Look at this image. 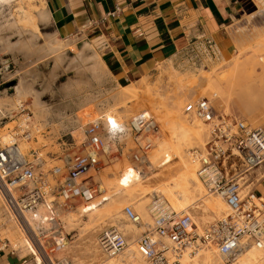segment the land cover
<instances>
[{"label": "built area", "instance_id": "1", "mask_svg": "<svg viewBox=\"0 0 264 264\" xmlns=\"http://www.w3.org/2000/svg\"><path fill=\"white\" fill-rule=\"evenodd\" d=\"M120 10L117 7L103 19L116 16ZM216 98L215 94L191 100L183 111L208 125L207 141L192 148L189 158L206 192L223 198L229 212L200 233L189 212L177 211L166 198L155 194L149 204L153 224L135 240L147 264H183L186 252L193 254L209 246H216L223 259L233 263L246 248L264 246V197L256 188L247 189L246 184V176L264 166V129L219 110ZM14 110L19 117L9 132L10 140L0 135V193L5 208L33 247L29 254L17 256L20 263L26 264H74L70 257L62 255L69 246L62 213L94 205L92 202L104 192L90 172L101 171L105 160L117 154L119 147L109 139L102 117L92 119L83 130L81 152L64 159L63 165L48 167L41 153L20 150L22 139L30 141L35 137L32 110L26 101ZM8 118L9 114H4L1 121ZM129 126L135 143L131 158L143 165L160 135L159 122L152 112L141 110ZM124 214L131 223L141 225L142 217L133 206L125 205ZM128 237L118 225H110L102 231L98 243L107 255L117 256L129 246ZM6 248L13 255L19 250L0 235V249Z\"/></svg>", "mask_w": 264, "mask_h": 264}, {"label": "rangeland", "instance_id": "2", "mask_svg": "<svg viewBox=\"0 0 264 264\" xmlns=\"http://www.w3.org/2000/svg\"><path fill=\"white\" fill-rule=\"evenodd\" d=\"M15 8L16 5L10 9L14 12ZM9 15L10 14H8L7 16ZM262 21V24L259 23L260 25H257H263L264 20ZM247 44L244 43L242 47L236 42L237 48L236 51L232 53V58L230 60H223V58L215 57L214 60L210 62L205 58V63L203 65H199L198 67L196 66L194 69H190L189 67H187V65L185 68L171 66L166 70H155L149 75V77L141 79V81H138L137 83H133L130 88L128 87L129 89L127 90V92L129 93H121L122 86H119L120 88H112L104 84L103 86H101V84H96L94 80L90 84L87 83L86 85L85 83L84 85H81L82 90H79L78 95H80L82 98H84L87 94L96 97L92 101L93 103L91 102L92 104L85 105V108H90V106L92 107L94 105L96 107V111L94 112H96L97 114L98 108L100 106L108 107V104L113 105L114 103H116L113 99H111V92L118 94L120 103L116 104L114 108L102 110V114L100 112V114H98L96 118L102 117L103 124H105V127L108 129L107 131H109V139L116 142L120 151H118L117 154L113 153V156L108 157V160H105V166L101 171H92L90 172V174L99 184L102 183L103 186L107 188L106 194L110 195V199L108 200L115 201V205L117 204V206H120L121 214H124L123 209L125 208V205L131 204L142 215L143 223H141L140 225L141 231L134 234V230L136 229L135 227L138 226H135V224L131 223L127 218L121 217L119 214L110 215L105 210L98 215L99 218L98 216L94 218V221H92L93 227L87 229L85 222H88L89 220L88 214L81 213V206H77L78 208H70L69 210H66L62 213V226L65 232L69 233L68 241L70 242V244L68 243L69 246L62 253V255L70 257V259H72L75 264H78V258L80 257L93 264H108L111 258H108L109 255H107L101 249L98 240L100 234L104 229H106L110 225H118L122 230H124L125 233L130 235L128 238L129 246L126 248L125 253L119 255L120 257H118V260L121 262V264H131L129 263L127 257L128 249L131 247V241L141 236L152 223L149 204L152 201L153 196H155V194H158L159 196H163L167 199V197L163 195V193H160L159 191H156L154 189L153 191H151V193L144 196L139 194H135V197L130 196L126 193L128 189L126 187V184L121 185L120 182L128 178V170L132 171L133 175L135 172L136 177L140 179L143 174L154 175L157 171H161L164 169L163 167L161 168V165L158 167H153L152 165H150L148 159L143 163V165H140L134 162L131 158V148L135 147V143L133 141V134L131 131H128L127 125H129V122L133 118V116L139 114L141 110H149L154 114L157 121L159 122L161 132L157 139H155L154 147H156V143L161 138L164 139L167 136V138H169V134L167 135L165 133V131L167 130L165 129L164 124L167 119L171 120L176 116V114H173L175 111L173 108L174 101L177 100V102H180L183 111V107L187 102L191 100H197V98L202 96H208L211 98L213 92L219 93V96L215 101V105L219 110L225 111L226 113H231L233 115L236 114L241 118H244L250 124L259 126L264 129V36L259 39L255 38ZM2 56L4 59L9 60L8 72L14 74L15 78H11V76L4 77L3 73H0V92L5 91V89L7 88L6 91L11 96L15 91L13 87L19 80L18 75H20L17 73L19 65L16 61V58H18L19 60L22 59L23 62L20 61V63H26V61L20 55H17L19 57H16L14 59L11 52L4 53L2 54ZM0 65H2V67L0 66V68L2 69L4 67L2 60H0ZM48 69L49 66L45 67V69L42 70L44 74L47 73ZM71 75H73L72 71L64 72V69H60L57 76L58 80L54 85V95L48 93L44 97V100L50 108V111L48 112V115H50L48 117L49 119L47 120L48 125H46L44 129H41V132L39 133L41 134V136H38L39 134L37 133V138L30 141V147L27 150L30 153L31 150H35V152L43 154V157L47 161L48 167L53 164L63 165L64 159L66 160L67 157L69 158V156L74 155L77 152H81V143L85 139V133L83 132V130L86 124L83 125L84 127L80 126L81 128H76L71 124H66L64 125V128L61 129L55 127L57 123L62 121L60 120V117H57L58 115L56 114V112H65V109H67L66 113L74 115L75 117L77 113H79L83 109L78 107V105L75 106L74 104H72L73 102L70 99L65 100V98H63L64 96L60 92V90L62 89V84L66 83V81L71 78L69 77ZM210 77L213 81L218 82L213 91L207 90L208 80ZM108 91H110V93ZM94 93L97 96L92 95ZM120 93L122 94V97H120ZM78 95L75 94V101L80 98H78ZM24 101H26L27 106L30 105V107H32V109H30L34 114L32 105L33 98L30 97L27 100L24 99ZM14 102H17V99H15ZM15 104L16 103H14V105ZM69 104H71V106ZM124 104L127 106H125ZM126 108H128V112L130 111L132 113H128L126 111ZM9 115L11 116H9L8 119H5L3 121H1L0 119V135L6 141V138H9L10 136L9 132L11 128L17 125L19 117L17 111L14 109L10 111ZM118 116L122 118L124 117L121 122L119 121L114 125L105 123L107 117L111 119L116 117L118 118ZM184 117L188 119L187 123L190 125L195 122V120H190L188 116L185 115V113ZM125 118L126 120H124ZM90 120H92V118H89L88 121ZM190 142L191 145L188 149V153L190 152V149L201 146L199 139L193 138ZM152 150L149 152V155L151 154ZM177 160V158L173 157V163ZM126 168L129 169L126 171ZM181 169L182 167L180 166L174 169L170 174L163 175L160 179L168 180L171 176L179 174ZM138 171L143 172L140 174ZM252 172L254 173V175L258 174L257 178H259L261 176V172H264V167H260L257 169L255 168V170H253ZM111 184L113 185L110 186ZM255 184L256 186H253L261 190V192L258 191V193L264 196V180L261 179L259 181H255ZM203 189L204 194L206 193V197H208L209 199H215V197H217L208 194L204 188V185ZM140 202L143 203L144 206H141ZM196 204L198 208L194 207L196 205H193L189 209L185 210L190 211L193 219L196 220L194 221L200 225L199 232L202 231L209 223H212L214 220L219 219V217L229 212V209H224L223 211H220V213L218 212V214H204V205H202V202L199 201ZM70 211L76 212L77 214L73 217L66 218ZM9 215L10 213L5 208L4 201L1 199L0 235H2V237L7 236L5 227L9 225V223H6L5 225L2 224L5 220L3 219V217ZM206 215L209 216V219H204ZM71 220H75L80 224V226L76 227V229L74 230L70 229L71 226L69 225V223ZM148 221H150V223ZM81 234H83V236L80 238ZM237 262L238 260L234 261L233 263L224 261L223 264H237ZM109 264H114V262ZM141 264H145L144 261H141Z\"/></svg>", "mask_w": 264, "mask_h": 264}, {"label": "bare ground", "instance_id": "3", "mask_svg": "<svg viewBox=\"0 0 264 264\" xmlns=\"http://www.w3.org/2000/svg\"><path fill=\"white\" fill-rule=\"evenodd\" d=\"M261 4L264 7V0H262ZM15 5H16V8L13 12L10 8H12ZM47 8L48 7L45 3V0H0V60H2L3 65H4L2 69L0 68V73H3L4 77L11 76V78H15L14 74H11L8 72L9 70L8 61L9 60H6L3 58L2 54L4 53L11 52L14 59L16 57H19L17 55H20L26 61V63L25 62L20 63L22 59L19 60L18 58H16V61L18 62V65H19L17 73L20 75H18V79H19L18 82L13 87L15 89L13 94L10 96L6 91L7 88L5 89V91L0 92V119L4 116V114L6 113L10 114V111L12 109H15L19 103L24 101V99L27 100L30 97H32L33 98L32 105H33V111H34L33 115L35 119L34 120L35 127L33 129V133H35V137L33 139L37 138V133L39 134L41 132V129H44L46 127L44 122L45 121L47 122V120H44V119L45 118L47 119L48 116L50 115V114L48 115L50 108L48 107V104L44 100V97L48 93H50L51 95H54L55 91L52 85L58 78L57 77L58 73L62 67L67 66L69 68H74L73 73L75 74L76 80H78V83H80L81 81H84V83L90 84L93 82V80L99 81L103 77L102 74H98V71L100 70L99 67L100 65L103 64L102 60L101 61L97 60V62H91V61H95V59L97 58L96 54L98 53V52H95V47H94L95 45L93 44L94 41H91V40L86 41L84 43L83 48H81L79 51L76 50L75 52L76 54L74 57H72L71 60L68 57V48L73 46L74 40L63 42L61 40L55 39L54 35L53 36L47 35L48 41L43 44L40 43L41 42L40 39L45 38L44 33L41 31V26L43 23H46L49 20L50 13ZM8 14L10 15L7 16ZM251 27H250L251 30H248V31L242 28L243 30L241 29L240 31L241 32L240 38H237V39L235 38L236 41H238V44L240 46L243 47L244 43L247 44L255 38L259 39L264 36V26H261V27L251 26ZM87 51H90L89 55L86 53ZM49 55L50 57H52L54 61L50 63L45 62L46 64L45 66L47 65L50 66V70L47 76H44L42 74L43 73L42 69L40 68L38 63L32 58L37 57L38 60H42V58H46ZM68 60L69 62L67 63ZM89 62H91L92 64H89L86 67V70L92 71V75L88 74L89 76L85 80L84 79L85 75L81 72L80 69L83 68L84 63H89ZM0 66L2 67V65ZM42 76L44 77L43 81L40 80ZM78 83H75V84H78ZM217 83L218 82L213 81L210 77L208 80L207 90L213 91ZM79 88H80L79 85L71 84L70 86H67L66 92L62 93V95L64 96L63 98H65V100L70 99L73 102L72 104H74L75 106L78 105V107H80L81 109L82 108L84 109V110L82 109L80 113H78L82 116H85L86 114H88L89 116H93L92 118H96V116L100 114V112L102 114V110H108L110 108H114L116 104L120 103L118 94L114 92L110 93V91H108L111 94V99H113L114 102L116 103H114L113 105L108 104V107L100 106L98 108V114H97L96 112H94L96 111L95 110L96 107L94 105L92 107L90 106V108L87 106H86L87 108H85V105L92 104L93 103L92 101L96 97L87 94L84 98H82L80 95H78ZM128 89L129 88L122 86L121 93H129L127 92ZM75 94L78 95V98L80 97L77 101H75ZM215 94H216V97L219 96V93L213 92L212 97L215 96ZM92 95H95V93ZM120 97H122V94ZM14 98L17 99V102H14L15 100ZM14 103L16 104L14 105ZM69 105L71 106V104ZM28 107L32 109L30 105ZM173 108L175 110L173 114H176L175 118L171 120L167 119L164 124L165 129L167 130L165 131V133L167 135L169 134V138H167L168 137L167 136L164 139L161 138L160 140H158V142L156 143V147L153 148L151 154L149 155V160H148L150 165H152L153 167L154 166L158 167L161 165V168L163 167L164 169L161 171H157L154 175L143 174V176L140 179H138L136 177L135 172L133 175L132 171H129L128 170L129 168L128 169L126 168V171L128 170V178L124 179L123 181H120L121 185L126 184V187L128 188L126 193L134 197H135V194H139L142 196L149 194L151 193V191H153V189L156 191H159L160 193H163V195L167 197L169 203L172 205L174 209L176 210L178 209L177 211H181L182 209L183 210L189 209L193 205H196L194 207L198 208L196 203H198L199 201H201L202 205H204V211H203L204 214H209V213L218 214V212L220 213V211H223L224 209L228 210L229 206L224 201V199L221 198L219 195L215 197V199H209L208 197H206L207 194L206 193L204 194L203 185H201L202 183L197 175V167L191 162L189 158L190 152L188 153V149L191 145L190 141L193 138H196L200 140L201 145L205 144L208 138V134H209L208 125L204 123L203 121H201L199 118H195L193 116H190V114L183 112L181 104L179 101L177 102V100L173 102ZM66 111L67 109H65V112H61V111L56 112V114L58 115L57 117H60V118L66 117V119H64V121L57 123L55 127H58L61 129V128H64V125L66 124L68 125L71 124L72 126L76 128L80 126L84 127L83 125H85L86 122L81 123V124L80 123L75 124L74 119L71 118L70 114L66 113ZM126 111L128 112V108H126ZM128 113H132V112L129 111ZM184 113L185 115L188 116L190 120L192 121L195 120V122L191 125L188 124L187 123L188 119L184 117ZM123 118L118 116V118L116 117V118L110 119L107 117L105 120V123L114 125L118 123L119 121L121 122ZM126 118L124 120H126ZM172 120L175 122H173ZM127 126H128V131H130V126L129 125ZM205 126L207 129L206 139L204 136L205 131H206ZM38 136H41V134H39ZM10 138H11V134L9 138L8 137L6 138L7 141H9ZM30 141H26L22 139L20 141V150H22L25 153H29L27 150L30 147V144H29ZM32 144H33V141H32ZM173 157L178 159L176 162H174L175 164L173 163ZM180 166L182 167V169L179 174L171 176L168 180L160 179L162 178L163 175L170 174L174 169ZM112 185L113 184H111L110 186ZM100 187L102 188V191L104 193L101 196H98L96 200L92 202V204L94 205H92V207L88 209H85L83 206H81V209H80L82 214H86V213L88 214L89 220L88 222H85L87 229L93 227L92 221H94V218L98 216L102 211H105V210L110 215L119 214L121 217L127 218L125 214L123 213L121 214L120 206H117V204L115 205L116 203L115 201L108 200L110 199L109 197L110 195L106 194L107 188H105L102 183H100ZM248 188L249 186L247 187V189ZM159 197H162V196H159ZM1 199L3 200V197L0 193V200ZM140 205L144 206V204L141 202H140ZM124 209H123V212H124ZM76 214H77L76 212L70 211L66 218L73 217ZM3 219H5L2 223L3 225H5L6 223L7 224L9 223V225L5 227L7 228L5 229V231H6L7 237L10 239L12 244L18 246L19 248L25 249V253H22L23 251L17 248L20 250V256H25L29 254L32 251L33 247L32 245H30V242L27 239L24 232L21 230L20 227H18L15 220H13L12 217L10 218V215L4 216ZM151 219H152V215H151ZM204 219H209V216L206 215ZM148 222L150 223V221ZM151 222H152L151 224H153V220ZM142 223H143V218H142ZM69 225L71 226L70 229H73V230L76 229V227L80 226V224L77 223L75 220H71ZM135 226H138V227H135L136 229L134 230L135 231L134 234L139 233L141 231L140 225H135ZM15 227H17L18 229ZM205 228L202 231H200V233L204 232ZM199 230L200 229H198V231ZM82 236L83 234H81L80 238ZM135 240L131 241V247L128 249L127 257H128L129 263L141 264V261H144V260L141 257L140 253L138 252L137 243H135L136 242ZM207 248L203 247L201 248V250H197L193 254L186 252L182 257V263L183 264H223L224 261L226 262V260L223 259V256L217 250L216 246H209ZM119 255L108 256L109 258H113L110 260V262H108V264L113 263V262L114 264H121V262L118 260V257H120ZM237 260H238L237 264H264V246L259 247V245H253L252 247L245 249L244 251L238 254L235 261ZM144 263L147 264L146 261H144ZM20 264H26V263L21 262ZM78 264H93V263H90L84 260L82 257H80L78 258Z\"/></svg>", "mask_w": 264, "mask_h": 264}, {"label": "crops", "instance_id": "4", "mask_svg": "<svg viewBox=\"0 0 264 264\" xmlns=\"http://www.w3.org/2000/svg\"><path fill=\"white\" fill-rule=\"evenodd\" d=\"M261 2L262 0H45L50 14L49 20L42 24L41 31L45 38H41L40 43L48 41L47 35H54L55 39L63 42L74 40L73 46L68 48L71 60L76 50L83 48L86 41H94L98 55L91 62L102 60L103 63L98 71L103 77L99 81L94 80L95 83L112 88H130L133 83L149 77L155 70H166L171 66L185 68L187 65L194 69L203 65L205 58L210 62L215 57L230 60L232 53L236 51V39L240 38L241 29L248 31L251 26L263 23L264 7ZM117 7L121 8L119 14L103 19ZM86 53L89 55L90 51ZM32 59L42 70L48 66H45V62L54 61L50 55L42 60L37 57ZM91 62L84 63L80 69L85 80L88 78L87 74L92 75V71L86 70ZM62 69L64 72H74V68L67 66ZM49 70L50 66L47 73L42 74L47 76ZM69 77L71 78L62 84L61 94L71 84L79 85V90L85 84L84 81L78 83L74 73ZM40 80L43 81L44 77ZM57 80L58 78L52 85L54 91ZM70 116L74 123H85L93 117L78 113L77 117ZM61 119L63 121L66 117ZM44 124L48 125V121ZM204 136L206 139L207 129ZM257 176L258 174L251 172L246 176V184L248 189L256 188L261 192L255 187V181L264 180V172H261L259 178ZM197 226L199 229L200 225ZM2 238L13 245L7 236ZM19 249L25 253V249ZM17 254H20V250L13 255L10 248L0 249V264H19Z\"/></svg>", "mask_w": 264, "mask_h": 264}]
</instances>
